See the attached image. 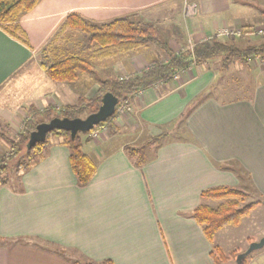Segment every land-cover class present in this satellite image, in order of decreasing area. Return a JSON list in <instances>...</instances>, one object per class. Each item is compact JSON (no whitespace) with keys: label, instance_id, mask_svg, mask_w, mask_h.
Instances as JSON below:
<instances>
[{"label":"crops","instance_id":"1","mask_svg":"<svg viewBox=\"0 0 264 264\" xmlns=\"http://www.w3.org/2000/svg\"><path fill=\"white\" fill-rule=\"evenodd\" d=\"M188 3L195 11L188 26L178 19L179 28L197 39L226 26L258 27L259 12L264 16V0H39L18 21L30 48L0 29V93L7 101L15 100L11 96L19 86V100L40 110L76 104L81 96L93 98L102 80L80 74L72 83L52 81L37 60L36 53L50 40L57 46L65 35L79 33L59 31L66 17L78 14L101 24L126 16L151 17ZM144 56L135 54L126 68L147 69ZM112 57H95L92 65L107 64ZM262 66V80L246 98L215 97L211 91L216 75L198 65L192 70L191 64L170 81L136 93L130 108L150 136L163 128L180 133L158 145L141 166L124 149L127 144L109 143L111 132L100 130L96 138H82L83 152L97 164L89 182L80 185L68 147L60 138L49 140L37 163L19 172L15 182L0 183V264H74V259L94 264L105 259L114 264H213L212 244L191 212L201 203L216 207L219 202L203 199L201 192L221 185L251 187L264 198ZM197 101L201 103L185 117ZM234 233L227 226L213 243L222 247V239H235ZM246 264H264V247L252 252Z\"/></svg>","mask_w":264,"mask_h":264},{"label":"trees","instance_id":"2","mask_svg":"<svg viewBox=\"0 0 264 264\" xmlns=\"http://www.w3.org/2000/svg\"><path fill=\"white\" fill-rule=\"evenodd\" d=\"M38 1L0 0V29L28 48L30 46L18 21L21 15L30 11ZM62 29H69L73 33H82L86 37L91 54L88 55L89 58L82 55L86 46L83 48L82 46L79 47V51H69L63 48L62 44L54 46L53 39L50 40L51 43H48L49 45L40 51L39 64L46 76L52 81L72 83L76 81L80 74L92 76L94 75L92 63L95 57L115 56L118 53H124L129 50L138 49L139 47H147L148 43L154 44L164 53L166 60H150L147 69L125 79L102 80L97 96L90 99L81 96L76 104L64 105L59 108L58 112H56L53 106H47L43 111H39L30 105L28 107L29 116L24 120L17 141L8 140L10 143L9 152L7 155L0 157L1 184H6L9 181L8 176L4 175L9 169H13L16 173H19L37 163L44 156L50 137L60 138L61 142L68 147L70 167L78 184H87L94 175L97 163L82 151L80 133L72 139L69 132L53 130L48 133L44 142L37 143L30 150H27L25 146L29 139V134L40 122L48 121L53 117L76 118L95 112L100 105L102 93L107 91L112 92L119 98V104L123 103L131 107L135 103L134 95L136 93L158 82L166 83L170 81L181 70L188 67L191 61H195L198 65L203 66H207L211 61H217L219 68L223 70L235 63L248 67L249 61L254 60L256 57L264 60V42L255 45L249 44L239 48L233 41L212 39L196 43L192 51L175 52L168 41L156 37L154 25H135L127 17L117 18L106 23L93 24L78 14H69L60 26L59 31ZM68 37L69 35L62 37L61 42L65 40L68 43ZM209 93L210 91L207 94ZM200 103V101H197L188 109L185 117ZM115 116L116 114L114 113L105 122L99 123L85 134L89 135L109 122L110 126L115 127V124L111 123V120ZM90 139V136H87L85 141H89ZM170 139L171 137H168L167 134L160 133L155 136H149L139 146L125 145L124 149L134 160V163L137 166H141L150 158V155H148L149 151L152 152V155L158 145ZM252 193H254V190ZM248 195L250 194L245 193L243 190L227 185L211 187L201 192L203 199H215L220 202L215 208L201 203L191 212L192 218L201 227L204 236L210 243H212V238L216 231L227 225H236L240 221V218L247 215L254 206L263 203L264 198L258 197L253 202L240 205ZM236 254L232 253L230 256H227L221 248L214 244L209 252L213 264H230L231 260L234 261ZM247 257L243 260L242 264H246ZM73 263L94 264L93 262H82L77 259H74ZM99 264L114 263L109 259H105L99 262Z\"/></svg>","mask_w":264,"mask_h":264},{"label":"rangeland","instance_id":"3","mask_svg":"<svg viewBox=\"0 0 264 264\" xmlns=\"http://www.w3.org/2000/svg\"><path fill=\"white\" fill-rule=\"evenodd\" d=\"M189 5H191V3L182 4L181 8H179V6L175 4V8L168 7L167 13L163 12L157 15L153 14L151 17L148 16L149 18L146 15H140L138 17H126L135 25H154L155 35L157 38L166 40L169 43L173 44L174 51L176 49L177 52H188L192 51L196 43L203 41V39H197L191 35H188L184 30L181 31V29L179 28L180 25L178 19L180 18L181 23L188 26V19L191 15H193L195 11L196 6L193 7ZM172 10H175L178 16L172 13ZM179 10L180 14L178 13ZM261 15L262 13L259 12L260 22L258 27H241L251 33L247 35H241L239 37H219L218 40L233 41L234 44L239 48H242L249 44L255 45L260 42H264V36H262V34L255 33V29L260 28L261 25L264 24V16ZM67 41L68 43L65 42V40L61 42V46L63 48L68 49L69 51H79V47L82 46L83 48L86 46L84 48L85 51L83 50L84 54L82 53V55L89 58L88 55L91 54V52L89 51V44L86 41V37L82 33H78L75 35L69 34ZM137 53L146 55L144 57L148 58L147 61L153 59H159L161 61L166 60V56L164 53H162L154 44L148 43L147 47H139L138 49L129 50L124 53H118L116 56H113L112 60L107 62V64H104L103 62L101 64L98 63L96 66L93 64L92 67H94V75L90 76V78L100 80H119L140 73V71L135 72L126 68V66L130 63L131 57ZM36 57L37 60H40V52L36 53ZM263 64L264 62L259 57H256L254 60L249 61L248 67L235 63L230 65L228 68L221 70L217 61H211L207 64V66L198 65L195 61H191V68L192 70H194L195 68H197L195 66L198 65L199 69L203 68L205 71L215 74L216 80L214 82V89L211 92L220 100H226L230 98L240 99L249 97L255 85L262 80L263 71L261 67H263ZM25 85L26 83H24V86ZM31 87H33V84H31ZM19 89V86L15 87L13 95L11 96V98H14L15 100L11 101H7L6 96L3 97L1 95L2 93H0V157L7 155V153L9 152L10 143L8 142V140L17 141V137L22 130L24 120L29 116L27 103L19 100ZM117 106L118 107H116L117 109L115 110L116 116L111 120V123L115 124L114 126L116 127H113L112 125L110 126V122L106 123L105 125L100 127V129L96 130L98 131L97 136L99 135L100 130H107L108 132H111L110 136H112L109 143L119 142L121 144L132 146H139L143 144V142L150 136L148 134V128L141 120L135 118L133 111L128 105L118 103ZM35 108L38 109L37 107ZM54 108L56 112H58L60 106H54ZM38 110L43 111L44 108ZM82 117L85 116L83 115ZM161 130L162 133L167 134L168 137L170 136L171 138H173L174 136L176 137L180 134L175 131L174 128H163ZM85 133L79 134L81 141L82 138L85 139V136L87 135ZM52 139L53 138L50 137L49 140ZM82 146L81 149L83 151L84 148H82ZM151 153L152 152L149 151L148 155H151ZM18 174L19 173H16L13 169H9L4 175H7L12 182H15L18 178ZM243 191L250 195L246 196L240 205H246L247 203L253 202L256 198L259 197L251 192V187ZM210 200L219 202V200L215 199ZM227 226H230L232 230H234L235 233L232 237L235 236V239H222V247H220L219 245L217 246L221 248L225 255L230 256L232 253H239L240 250H244V247L246 245L248 246V242L246 241H250V237L246 238L243 237V235H247V237L249 235L254 239H258L264 233V203H259L254 206L247 215H244L240 218V221L236 225ZM227 226H224L218 231L222 229L224 230ZM218 231H216V233ZM216 233H214V236H216ZM222 233H224V231H222ZM213 238L211 244L216 245L215 243H213ZM230 262V264L234 263V261L232 260Z\"/></svg>","mask_w":264,"mask_h":264},{"label":"water","instance_id":"4","mask_svg":"<svg viewBox=\"0 0 264 264\" xmlns=\"http://www.w3.org/2000/svg\"><path fill=\"white\" fill-rule=\"evenodd\" d=\"M119 103V98L112 92H104L101 96L100 105L95 112H92L85 117L67 118L53 117L48 121L40 122L35 129L29 134V139L26 143V149L30 150L37 143H42L46 140L48 133L53 130H63L69 132L70 137L74 139L78 133L90 131L99 123L105 122L109 117L113 116L116 107ZM264 203V200H263ZM264 247V234L258 240H252L248 246L234 257L233 264H242L243 260L252 252Z\"/></svg>","mask_w":264,"mask_h":264},{"label":"built area","instance_id":"5","mask_svg":"<svg viewBox=\"0 0 264 264\" xmlns=\"http://www.w3.org/2000/svg\"><path fill=\"white\" fill-rule=\"evenodd\" d=\"M189 6L195 7L194 4H191ZM249 33L251 32H248L247 30H244L243 28H231V27L226 26V27L219 29L214 34L207 36L206 38L203 39V41L218 39L219 37H239L241 35H247ZM255 33L264 34V24H262L260 28L255 29ZM97 134H98V131H93L89 134V136L96 137Z\"/></svg>","mask_w":264,"mask_h":264}]
</instances>
